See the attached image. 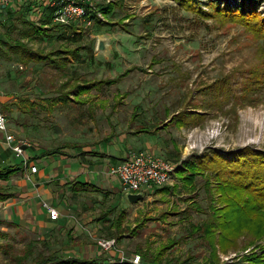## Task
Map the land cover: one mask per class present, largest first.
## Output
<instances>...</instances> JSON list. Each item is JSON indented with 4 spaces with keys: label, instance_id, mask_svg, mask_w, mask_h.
<instances>
[{
    "label": "rangeland",
    "instance_id": "rangeland-1",
    "mask_svg": "<svg viewBox=\"0 0 264 264\" xmlns=\"http://www.w3.org/2000/svg\"><path fill=\"white\" fill-rule=\"evenodd\" d=\"M204 1L199 6L210 10ZM108 2L114 4L111 14L105 16L101 12V19L94 18L88 26L80 24L81 36L75 42L55 38L62 31L56 28L46 31L51 35L47 41L27 40L13 33L11 38L16 40H9L8 48L3 46L9 57L0 54V110L7 117L8 127L17 135L47 147L66 140L94 142L110 131L129 135V118L134 107L137 113L134 125L149 123L153 128L166 116L174 118L177 110L182 111L181 101L191 98L192 102L203 104V93L197 89L201 83L210 84L231 72L235 81H240L241 72L264 68L259 42L241 25L220 24L217 15L198 19L194 10L179 6L174 0H94L97 11ZM259 8L263 9V5ZM98 20H108L109 24ZM119 22H123V27ZM47 25L54 26L52 21ZM3 35L0 29V39L5 40ZM101 37L109 41L107 54L96 50L97 39ZM21 42L42 53L62 46L83 44L84 47L80 55H70L64 67L57 68L44 61L29 64L19 61L9 45ZM127 68L129 73L118 83L95 84L77 97L72 93L67 103L56 97L76 82L110 79ZM66 80L69 84L63 86ZM188 88L191 93L184 101L183 93ZM251 97L255 103L234 105L236 113L222 98L224 108L206 109L209 114L199 125L177 128L171 123L164 128L163 136L168 138L172 133L175 137L181 162L195 161L206 153L211 155L212 150L225 155L244 146L264 150V97L259 102L254 95ZM160 155L174 164L177 161L164 152ZM205 178L204 174L197 175L194 187L184 186L179 179L167 193L162 191L165 185L150 187L149 200L135 204L122 200V217L119 211L115 213L107 207L99 213L104 231L87 232L84 236L94 244L98 239L113 238L115 245L105 253L116 257L124 252L128 258L139 254L143 264H150L145 261L147 257L163 246L168 247L160 256L161 264H234L243 254L264 251V235L253 231L242 234L234 243L217 242L215 249L198 235L184 237L191 223L200 224L206 217L199 209L206 208L208 202ZM28 182H31L28 176L18 170L9 181L0 184L16 188ZM113 213L114 224H105L104 218ZM112 226L115 229H110ZM40 236L36 229L28 230L26 226L0 227V264H14L17 257L28 251L26 245L30 240L36 242L32 255L23 264H32L38 253L46 254L51 247L64 245V238L55 234V241L50 238L45 248L38 242Z\"/></svg>",
    "mask_w": 264,
    "mask_h": 264
},
{
    "label": "trees",
    "instance_id": "trees-1",
    "mask_svg": "<svg viewBox=\"0 0 264 264\" xmlns=\"http://www.w3.org/2000/svg\"><path fill=\"white\" fill-rule=\"evenodd\" d=\"M179 6L185 7L188 10H194L197 13L198 19L207 17L208 15L214 17L219 16L221 20L220 24L226 22L236 23L247 29L254 38L259 42V53L264 57V0H205L203 3L213 9L214 12H209L201 9L202 0H174ZM107 6L103 7L101 12L105 16H109L114 8V4L108 2ZM263 5V9L259 7ZM52 12V11H51ZM46 15V20H42L36 24L32 20L22 19V27L16 31V35L21 38H27V40H48L51 35L46 32L55 30L56 28H62V31L58 32L55 38H65L67 41L75 42L81 36L80 25L72 23L66 26L54 24L49 27L47 24L51 22L52 14ZM94 19V15L91 16ZM103 24H109L108 20H98ZM105 21V22H103ZM148 22V20H145ZM199 21V20H198ZM204 21V20H200ZM4 23V22H0ZM42 24V25H41ZM122 26L123 22H119ZM4 28L8 31L9 26ZM14 30V29H12ZM6 33L4 39H0V54H7L3 46L8 48L9 40H16L11 38L9 32ZM8 35V36H7ZM53 36V35H52ZM13 37V36H12ZM72 38V39H71ZM22 43V42H21ZM9 45L13 48L14 52L18 55V60L22 63L30 62H48L53 66L60 68L64 67L67 60L71 56H78L79 51L84 47L83 44L76 45V47L62 46L60 49L50 50L45 53L31 50L27 46L22 44ZM11 50V49H10ZM9 57V55H6ZM264 62V59H263ZM130 69L127 68L116 77L110 79H100L96 82H76L73 87L63 90L58 96L59 100L67 103L70 98V94L74 93L75 97L87 92L95 84H107L111 85L118 83L129 73ZM242 78L239 81H235L234 74H224L218 79H215L210 84H200L197 89L203 93V104H197L192 102L191 98L185 101L190 88L183 93L185 95L181 101L184 108L182 111L177 110L174 114V118L167 117L155 123L153 128L149 123H145L140 126L137 133H156L161 128H166L169 124L177 128L181 127H193L203 122L209 114L206 109L211 111L215 107L224 108L225 104L230 103V108L234 110V105L245 106L247 104L252 105L253 98L251 94L259 102L264 97V68L253 67L247 73L241 72ZM69 82L66 80L63 82V86H68ZM62 90V89H61ZM262 91L258 95L257 92ZM182 95V96H183ZM122 96H119L121 98ZM222 98L227 101L223 106ZM255 103V102H253ZM5 108V106H4ZM197 108H201L202 111L197 112ZM4 110V109H3ZM2 111V110H1ZM3 112V111H2ZM168 111L166 110V113ZM236 113V111H233ZM136 113H132L131 118L134 119ZM80 145L76 142H62L54 150L49 153H64V149L79 148ZM67 153V152H66ZM199 156L194 160L182 161L180 167L177 169L179 179L182 180L184 186L194 187V182L197 175L204 174L207 178L204 181V187L208 193V202L206 208L199 209L205 213V219L200 224L191 223L189 229L184 234V237H192L198 235L207 239L210 246L214 248V244L217 242L222 243H234L235 239L247 232L253 231L254 234L264 235V150L253 148L252 146H244L238 150H231L229 155L218 153L216 150ZM214 154V156H212ZM19 170L18 166L11 163L0 162V181H8L12 175ZM208 173H210L208 175ZM212 176V177H211ZM84 185L85 183L81 184ZM172 187L163 186L162 191L170 192ZM12 196L9 192V188L0 184V200H5ZM124 210H121L119 217H122ZM188 228V227H187ZM55 241V237L52 235L39 240L41 246L47 247L46 243L49 239ZM36 242V241H35ZM34 240H30L25 252L22 256L17 257L14 264H23L27 258L32 255V246L35 243ZM173 243V241L171 242ZM217 243V244H218ZM48 244V243H47ZM174 244V243H173ZM168 246H163L159 251L151 256L147 257L149 263L161 264L160 256ZM63 245L54 248L51 247L49 252L38 253L34 258L32 264H100L97 259H83L75 256L64 255ZM64 255V256H63ZM144 258L147 256L143 254ZM110 264H131L128 261L120 262L118 260ZM234 264H264V251L250 252L243 254L239 257V261Z\"/></svg>",
    "mask_w": 264,
    "mask_h": 264
},
{
    "label": "crops",
    "instance_id": "crops-1",
    "mask_svg": "<svg viewBox=\"0 0 264 264\" xmlns=\"http://www.w3.org/2000/svg\"><path fill=\"white\" fill-rule=\"evenodd\" d=\"M51 11L53 8L50 0H8L5 4L0 3V22H4L0 23V29L3 30V36L10 29L9 34L16 33L22 27L20 20H32L38 24L41 20H46V15ZM4 25L10 29L6 31ZM132 113H136L135 107L131 115ZM131 115L129 135L110 131L94 142L66 140L57 141L47 147L33 144L26 136L19 135L30 143L27 154L32 164L36 165L35 172L22 168L20 159L15 158L6 146L0 147V162L17 165L20 172L27 175L32 182L22 183L16 188L5 185L12 196L0 200L1 229L6 224L26 226L28 230L36 229L41 233V239L60 234L65 240L63 251L66 256L97 259L100 264H110L118 260L120 254L110 257L84 236L87 232L104 231L99 214L102 210L110 207V210L120 213L124 209L122 200L129 204L124 199L118 179L109 174V168L120 163L133 151L146 150L158 156L164 152L168 158L171 156L172 160H177L176 169L171 174L170 182L166 184L173 187L179 181L177 169L181 163L178 158L180 148L172 133L165 138L163 135L166 129L161 126L156 133H137L138 128L145 123L134 125L136 116L132 119ZM62 142H76L80 147L64 149V153H49ZM12 177L13 175L10 179ZM82 183H85V187ZM147 193L144 199L149 200ZM44 203L57 209V220L49 219ZM115 213L106 217L103 215L105 224H114L111 217ZM110 229L115 228L112 226ZM143 263L144 261L139 264Z\"/></svg>",
    "mask_w": 264,
    "mask_h": 264
},
{
    "label": "built area",
    "instance_id": "built-area-1",
    "mask_svg": "<svg viewBox=\"0 0 264 264\" xmlns=\"http://www.w3.org/2000/svg\"><path fill=\"white\" fill-rule=\"evenodd\" d=\"M8 0H0V3H7ZM53 8L51 21L54 24L66 26L72 23L88 26L91 24L94 15L101 19V11H97L94 0H50ZM0 147L6 146L15 158L20 159V165L30 172L36 171V165L32 164L27 148L29 141L13 132L7 123L6 115L0 110ZM176 169V165L164 157L157 156L146 150L131 152L117 165L109 168V174L115 176L120 184L121 191L138 192L145 194L150 187H159L170 182L171 174ZM50 220H57L59 212L56 208L44 203ZM97 246L101 251L107 252L115 245V239H98ZM140 255L135 254L128 258L121 252L118 261H130L139 264Z\"/></svg>",
    "mask_w": 264,
    "mask_h": 264
},
{
    "label": "water",
    "instance_id": "water-1",
    "mask_svg": "<svg viewBox=\"0 0 264 264\" xmlns=\"http://www.w3.org/2000/svg\"><path fill=\"white\" fill-rule=\"evenodd\" d=\"M96 50L100 54H107L110 51V45L109 41L107 38L101 37L97 39L96 42ZM145 192L143 191H138V192H131V191H126L124 192V199L129 203L133 204L136 203L142 199H144Z\"/></svg>",
    "mask_w": 264,
    "mask_h": 264
}]
</instances>
